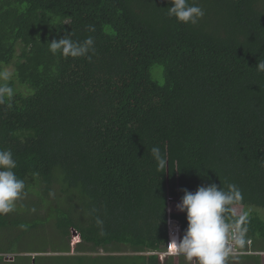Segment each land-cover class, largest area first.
I'll return each mask as SVG.
<instances>
[{"label": "trees", "instance_id": "16d2710c", "mask_svg": "<svg viewBox=\"0 0 264 264\" xmlns=\"http://www.w3.org/2000/svg\"><path fill=\"white\" fill-rule=\"evenodd\" d=\"M189 2L205 11L195 25L170 0H0V85L13 89L0 150L25 184L0 214V264H197L153 251L169 217L181 238L187 227L169 205L210 183L240 193L224 218L245 242L226 264H263L264 0ZM63 36H91V59L53 54ZM41 230L49 247L16 246Z\"/></svg>", "mask_w": 264, "mask_h": 264}, {"label": "clouds", "instance_id": "9594fccd", "mask_svg": "<svg viewBox=\"0 0 264 264\" xmlns=\"http://www.w3.org/2000/svg\"><path fill=\"white\" fill-rule=\"evenodd\" d=\"M170 4L168 15L182 23L195 25L205 15L201 6L190 3L189 0H170ZM87 28L90 32L95 31L94 25H88ZM49 50L53 54L59 51L65 56H87L91 59L88 53L95 51L94 40L89 36L80 42L73 41L70 36H63L59 40H51ZM256 69L258 72H264V60H258ZM10 75L8 71L0 72V78L5 81ZM5 95L9 98L13 95V89L7 84L0 85V101ZM150 151L157 163V169L163 173L167 172L166 153H162L159 146H153ZM15 168L16 161L11 150H0V214L12 211L15 201L25 188L24 181L14 172ZM229 187L231 189L229 192L215 183L200 185L195 191L183 189V196L176 208L186 213L187 227L182 238L173 235L171 241L174 245L173 251L167 256L182 254L187 261L195 259L197 264H226L229 254L226 246L229 225L225 222L224 213L227 206L240 195L235 185ZM96 222L98 225L102 224L99 218ZM180 229L182 231L181 227ZM231 238L241 246L245 242L242 235L233 233Z\"/></svg>", "mask_w": 264, "mask_h": 264}, {"label": "rangeland", "instance_id": "374dc122", "mask_svg": "<svg viewBox=\"0 0 264 264\" xmlns=\"http://www.w3.org/2000/svg\"><path fill=\"white\" fill-rule=\"evenodd\" d=\"M9 70V68H7V70L6 71H8ZM11 70H12V68H11ZM158 71V70H157ZM179 201H174V202H172L170 205H169V208H168V211H169V214H172V213H179L180 211L179 210H177V208H176V205H177V203H178ZM259 211H260V213L261 214H263V216H264V210H262V208H260L259 209ZM170 216V215H169ZM170 219V222H169V230H168V233H169V235H170V239H172V237H173V235H176L177 236V238H181V229H179V224L177 225V223H175V222H173L172 220H173V218H171V217H169ZM43 231L44 230H41L40 231V234H41V237H38V238H34V237H32V238H28V239H26V240H24V241H20V243L19 244H17L16 246H18V247H21V248H24V246H26V247H28V248H31V249H33L34 247H36V248H38V247H41V246H46V247H49V245L51 244V241H43L44 239H46V240H49L47 237H45V235H43V234H45V233H43ZM43 235V236H42ZM237 243V241H235V240H233L232 238H231V234H230V231H229V236H228V238H227V244H226V246H227V248H228V250H236V249H234L235 248V244ZM2 245L4 246V245H7V243H6V241H5V239H3V242H2ZM172 246L174 247V245L172 244ZM102 250V249H101ZM131 249H129L128 247H122V251L125 253H127V252H129ZM173 251V248L172 249H168V247L166 248V247H164V249H163V251L162 250H156V251H153V253H155V254H158V255H160V259L161 260H164V259H166L167 258V255L170 253V252H172ZM101 252H104V251H101ZM250 253H252V252H250ZM22 254H25V255H33V256H35V255H37L38 253H36V252H33V253H31V252H27V253H22ZM46 254H51V252H48V253H46ZM16 255V253L15 254H13V253H10V254H6L5 256L7 257L6 258V260H10V259H12L11 257H13V256H15ZM179 255H182V254H178V256ZM262 257H263V264H264V252L262 253Z\"/></svg>", "mask_w": 264, "mask_h": 264}, {"label": "built area", "instance_id": "2783aa9c", "mask_svg": "<svg viewBox=\"0 0 264 264\" xmlns=\"http://www.w3.org/2000/svg\"><path fill=\"white\" fill-rule=\"evenodd\" d=\"M172 221L177 223V225L179 224L178 226H179V229H180V227H181L180 222L177 219H173ZM171 241H172V239H170V237H169V240H168V242L166 244V248L167 247H168V249H172L173 248Z\"/></svg>", "mask_w": 264, "mask_h": 264}]
</instances>
